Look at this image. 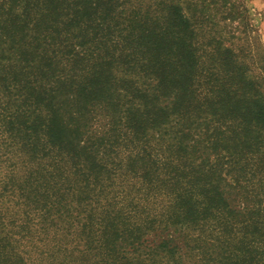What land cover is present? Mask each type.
<instances>
[{"label":"trees","instance_id":"obj_1","mask_svg":"<svg viewBox=\"0 0 264 264\" xmlns=\"http://www.w3.org/2000/svg\"><path fill=\"white\" fill-rule=\"evenodd\" d=\"M247 14L0 0V264H264Z\"/></svg>","mask_w":264,"mask_h":264},{"label":"rangeland","instance_id":"obj_2","mask_svg":"<svg viewBox=\"0 0 264 264\" xmlns=\"http://www.w3.org/2000/svg\"><path fill=\"white\" fill-rule=\"evenodd\" d=\"M248 8V28L246 33L241 30L237 32L242 38L246 37L248 42L256 47V50L264 46V0H242ZM241 45L244 44L240 41ZM246 44V42H245Z\"/></svg>","mask_w":264,"mask_h":264}]
</instances>
